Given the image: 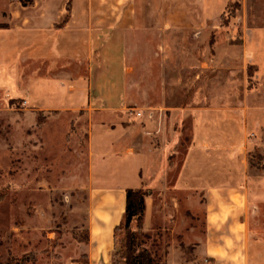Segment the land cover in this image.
I'll list each match as a JSON object with an SVG mask.
<instances>
[{"label":"crops","instance_id":"1","mask_svg":"<svg viewBox=\"0 0 264 264\" xmlns=\"http://www.w3.org/2000/svg\"><path fill=\"white\" fill-rule=\"evenodd\" d=\"M158 1L0 0V95L84 128L86 264L112 263L128 188L146 191L141 231L166 241L162 264H264V174L249 167L264 129V27L223 46L252 62L253 88L223 70L182 104L180 32H210L235 0Z\"/></svg>","mask_w":264,"mask_h":264},{"label":"rangeland","instance_id":"2","mask_svg":"<svg viewBox=\"0 0 264 264\" xmlns=\"http://www.w3.org/2000/svg\"><path fill=\"white\" fill-rule=\"evenodd\" d=\"M158 4L140 0L142 7ZM211 23L210 32H180L182 104L195 86H205V77L219 84L223 70L236 82L234 74L243 72L245 86L253 88L252 62L241 64L233 58L238 54H225L223 46L241 45L252 38V29L264 27V0H235ZM220 56L233 60L221 64ZM22 100L0 95V264H86L85 187L92 180L84 128H76L72 114L44 115L21 106ZM257 138L250 146L249 167L253 175H263L264 129ZM123 236L120 230L117 239ZM149 238L141 236L138 249L148 246L162 262L166 241Z\"/></svg>","mask_w":264,"mask_h":264},{"label":"trees","instance_id":"3","mask_svg":"<svg viewBox=\"0 0 264 264\" xmlns=\"http://www.w3.org/2000/svg\"><path fill=\"white\" fill-rule=\"evenodd\" d=\"M32 0H20L22 5H28ZM70 3L68 4V6ZM125 211L120 223L114 228L116 246L112 253L111 264H162L147 249H138L141 231V222L144 213V197L146 191L139 189H126ZM133 224L134 227L133 228ZM124 231L123 239L118 240V232Z\"/></svg>","mask_w":264,"mask_h":264},{"label":"built area","instance_id":"4","mask_svg":"<svg viewBox=\"0 0 264 264\" xmlns=\"http://www.w3.org/2000/svg\"><path fill=\"white\" fill-rule=\"evenodd\" d=\"M21 106H25L27 104V101L25 99H23L20 103Z\"/></svg>","mask_w":264,"mask_h":264}]
</instances>
